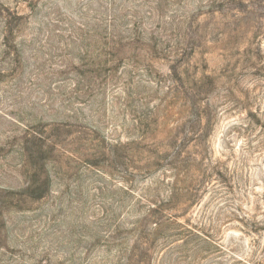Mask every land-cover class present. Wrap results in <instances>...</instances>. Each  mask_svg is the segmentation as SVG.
Here are the masks:
<instances>
[{"label": "rangeland", "instance_id": "obj_1", "mask_svg": "<svg viewBox=\"0 0 264 264\" xmlns=\"http://www.w3.org/2000/svg\"><path fill=\"white\" fill-rule=\"evenodd\" d=\"M0 264H264V0H0Z\"/></svg>", "mask_w": 264, "mask_h": 264}]
</instances>
